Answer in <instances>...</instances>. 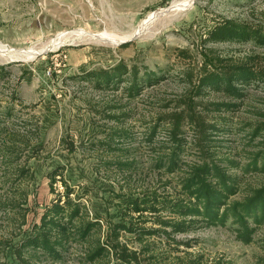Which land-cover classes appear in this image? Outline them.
I'll return each mask as SVG.
<instances>
[{
    "label": "rangeland",
    "instance_id": "374dc122",
    "mask_svg": "<svg viewBox=\"0 0 264 264\" xmlns=\"http://www.w3.org/2000/svg\"><path fill=\"white\" fill-rule=\"evenodd\" d=\"M172 2L162 0L144 7L135 24L117 27L120 21L111 17L103 20L91 0H0V44L39 50L30 59L13 58L0 51V64L4 65L0 68V264L17 262L14 248L32 223L38 222L44 206L67 187L74 189L72 196L83 193L88 210L102 216L101 239L120 221L124 195L141 196L154 189L171 192L172 174L151 167V147L165 137L168 129L160 125L155 140L144 138L148 126L160 117L166 116V122L182 118L185 139L192 146L185 153L187 161L201 153L199 146L204 143L210 144L208 150H215L217 155L240 159L242 165L261 148L263 82L245 85L240 98L211 89L198 92L196 85L206 61L225 67L246 60L264 69V45L253 40L206 39L210 27L227 18L264 26V0H194L174 17L153 19L147 33L129 36L150 14ZM79 30L83 35L128 38L118 43L78 38L52 47L58 34ZM77 36L80 34L70 37ZM122 63L128 67L135 64L140 75L145 68L155 70L162 78L143 85L132 98L125 92L127 80L122 77L116 86L108 88H97L85 78L90 72L116 69ZM221 101L237 105L229 110L210 108L213 102ZM125 111L128 114L120 115V119L112 116ZM214 123H224L222 127L229 130L210 134ZM119 126L131 131L130 139L120 143L130 148L127 156L119 155L125 153L120 150L97 147L109 129ZM206 135L217 140L204 141ZM110 158L135 159L137 169L119 171L105 166L104 160ZM54 168L60 172L51 178L49 172ZM169 178L170 184L161 183ZM263 182L261 170L246 172L242 177L243 187ZM123 216L132 217L137 225H157L152 223L154 214L149 211L138 214L128 210ZM118 239L137 250L140 257L153 254L151 258L159 264H179L183 258L197 255L207 264L217 259L224 264H259L264 259V222L248 243L236 238L229 221L173 236L145 235L143 239L121 230ZM147 247L149 250H143ZM83 253L82 246L73 245L60 264H79ZM34 263L47 262L35 259Z\"/></svg>",
    "mask_w": 264,
    "mask_h": 264
},
{
    "label": "trees",
    "instance_id": "16d2710c",
    "mask_svg": "<svg viewBox=\"0 0 264 264\" xmlns=\"http://www.w3.org/2000/svg\"><path fill=\"white\" fill-rule=\"evenodd\" d=\"M206 39L213 42L253 40L257 44L264 45V26L227 18L210 27ZM3 67L4 65L0 64V68ZM4 75L6 74L2 72L1 76L4 77ZM120 77L127 80L124 89L132 98L141 92L143 85L158 82L162 75L147 68L140 75L135 64L128 67L127 64L122 63L116 69H101L85 76L87 80L91 79L97 88L116 86ZM197 82L198 92L211 89L240 98L245 94L243 91L245 85L253 82L264 83V69L256 68L252 62L246 60L239 64H228L225 67H218L215 62L206 61L200 69ZM236 105L234 102L221 101L213 102L210 108L229 110ZM126 114H128L127 111L112 116L120 119V115ZM166 121L168 120L165 116L152 122L143 137L145 140L153 141L160 125L168 129L165 137L159 138L158 144L151 147L153 153L151 167L160 173L172 174L174 182L170 186L171 192L161 193L154 189L151 192L142 193L141 196L131 193L124 195L121 202L124 208L120 209V221H116L110 227L109 234L101 239L99 233L103 223L102 216L100 213H92L88 210L82 200L83 193L72 196L74 189L67 187L64 192L56 194L44 206L39 214L38 222L32 223L29 232L14 248L17 262L11 264H39L34 263L35 259L46 260L47 263L44 264H60L65 260L70 248L76 244L84 248L79 264H159L156 259L151 258L153 254L140 257L137 250L130 249L125 243L119 241L118 236L121 230H128L135 233L137 239H143L145 235L173 236L174 233L194 230L201 226L226 225L229 221L233 225L237 239L245 243L252 241L257 226L264 222V182L243 187L242 177L249 171H264V140L258 141L261 148L252 153L243 165L240 159L217 155L215 150H208L210 144L207 143L199 146L201 153H198L195 159L187 161L185 153L192 146L189 147L185 139L182 118L179 120L171 118L170 122ZM217 124L219 123L210 125L212 127L210 134H214V130H229L222 127L224 123ZM130 137V128L115 127L104 134L99 140L100 143H97V147L120 150L125 153L119 155L127 156L130 148L123 147L120 143L129 140ZM204 138V141L217 140L211 135H206ZM136 162L135 159L127 158L104 160L105 166H114L119 171L137 169ZM59 168L49 172L51 178L60 172ZM241 168V172H238L237 170ZM171 181L169 178L161 183L170 184ZM241 191L243 193L236 196ZM128 210L138 214L144 211L151 212L154 214L152 223L157 225H137L132 222V217L125 219L123 215L128 214ZM176 242L186 245L189 243L178 240ZM143 250H149V247ZM183 260L179 264H207L201 263L200 255L186 260L183 258ZM209 264L224 263L217 259ZM259 264H264V259H261Z\"/></svg>",
    "mask_w": 264,
    "mask_h": 264
},
{
    "label": "bare ground",
    "instance_id": "6f19581e",
    "mask_svg": "<svg viewBox=\"0 0 264 264\" xmlns=\"http://www.w3.org/2000/svg\"><path fill=\"white\" fill-rule=\"evenodd\" d=\"M194 0H174V2H172L170 4L169 7L167 8H162L159 9L158 11L153 12L152 14H150L145 20H143V22L141 23V25L136 28L135 31L132 32V34H130L129 36L134 37L140 34H145L147 33L148 29L150 28V24L151 21L155 18H159L158 16H175L179 13H181L183 10L187 9L188 7L191 6L192 2ZM161 14V15H160ZM80 34V36L71 38L70 36L72 34ZM74 36V35H73ZM71 38V39H70ZM78 38H94V39H99L102 38L103 40L107 41V42H114V43H118L121 40H124L126 38H128L127 36H114V35H96V34H88L83 32L80 30L79 31H73V32H66V33H60L58 34V36L52 40V47L56 48L59 45H61L62 43H65L67 41H72V40H76ZM85 40V39H84ZM47 48V47H46ZM44 50V49H43ZM0 51H4L5 53H7L8 55H11V57L13 58H32L35 56V54H37L39 52V50H34V49H13V48H8L6 46H4L3 44H0Z\"/></svg>",
    "mask_w": 264,
    "mask_h": 264
},
{
    "label": "crops",
    "instance_id": "0c3cea01",
    "mask_svg": "<svg viewBox=\"0 0 264 264\" xmlns=\"http://www.w3.org/2000/svg\"><path fill=\"white\" fill-rule=\"evenodd\" d=\"M162 0H91L96 9H99L103 20H116L120 23L117 27H125L126 23L135 24L139 19L142 9L159 4Z\"/></svg>",
    "mask_w": 264,
    "mask_h": 264
},
{
    "label": "water",
    "instance_id": "95a60500",
    "mask_svg": "<svg viewBox=\"0 0 264 264\" xmlns=\"http://www.w3.org/2000/svg\"><path fill=\"white\" fill-rule=\"evenodd\" d=\"M125 40H127V39H125ZM10 60H13V59H10Z\"/></svg>",
    "mask_w": 264,
    "mask_h": 264
}]
</instances>
